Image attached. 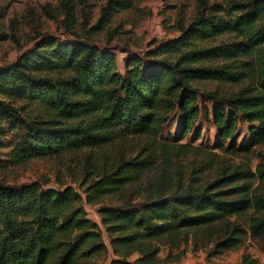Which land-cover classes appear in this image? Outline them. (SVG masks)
<instances>
[{
  "label": "trees",
  "instance_id": "1",
  "mask_svg": "<svg viewBox=\"0 0 264 264\" xmlns=\"http://www.w3.org/2000/svg\"><path fill=\"white\" fill-rule=\"evenodd\" d=\"M129 2L107 0L103 17ZM179 29L144 56L127 55L123 72L110 48L50 35L0 66V168L114 141L148 140L83 182L80 191L36 180L0 182V264H102L109 251V264H174L182 252L172 249L198 230L215 236L210 255L238 250L248 239H258L264 252V154L258 149L264 145V0L226 6L200 0L197 15ZM225 34L233 39L216 42ZM204 82L236 89L201 91ZM199 97L213 103L203 112L220 140L216 148L240 162L171 136L160 140L174 117L177 141L192 132ZM239 120L248 123L249 142L226 146ZM172 156H191L194 165L186 177L177 171V189L137 202L101 203ZM82 193L86 203L99 205L110 250L100 224L87 216ZM161 238L169 245L164 258H158ZM133 252L138 255L129 259ZM240 264L257 259L243 251Z\"/></svg>",
  "mask_w": 264,
  "mask_h": 264
},
{
  "label": "rangeland",
  "instance_id": "2",
  "mask_svg": "<svg viewBox=\"0 0 264 264\" xmlns=\"http://www.w3.org/2000/svg\"><path fill=\"white\" fill-rule=\"evenodd\" d=\"M130 6L120 9L105 18L102 8L107 0H0V66L7 65L21 52L33 46L39 38L50 35L59 40L87 39L100 47L110 48L116 57L117 70L124 71V59L129 54L144 56L158 43L180 34V26H187L197 15L200 0H129ZM208 5L219 3L224 6L233 0H203ZM103 18V19H102ZM100 19H102L100 21ZM232 36H219L216 42L231 41ZM201 91H217L226 94L236 89L219 83H201ZM199 97L200 116L195 128L186 137L177 141L178 118L170 119L163 127L160 140L174 137V142L190 143L204 150L211 149L220 154L216 148L220 142L216 135L211 116H205L204 107L209 109L212 102ZM176 137V138H175ZM147 138H131L114 141L103 147L64 152L46 158H34L28 162L0 168V182L22 184L39 181L44 187L62 189L72 186L80 191L83 182L87 184L97 178L99 172L108 169L119 155H133ZM249 142L248 123L239 120L237 130L224 144L235 143L244 147ZM260 149L264 154V145ZM4 152V151H3ZM226 159L240 162L241 158L224 155ZM249 156L251 154L249 153ZM257 159H253L252 164ZM192 157L176 158L168 162L157 161L155 166L143 172L140 178L127 184L118 193L102 198L104 205H118L129 200L137 202L158 190L171 192L177 189L176 173L184 170L186 177L193 167ZM186 182V180H185ZM83 196V205L87 216L100 224L104 242L109 245L108 236L100 223L97 212L99 205L88 204ZM193 231L188 234V241L172 252H182L176 264H240L241 253L246 251L256 257L257 264H264V252L260 250L258 239H248L244 247L220 255H210L211 242L215 238L207 230ZM165 238H161L158 258H164L169 250ZM138 252H133V259ZM113 255L109 251L99 260L109 264Z\"/></svg>",
  "mask_w": 264,
  "mask_h": 264
},
{
  "label": "crops",
  "instance_id": "3",
  "mask_svg": "<svg viewBox=\"0 0 264 264\" xmlns=\"http://www.w3.org/2000/svg\"><path fill=\"white\" fill-rule=\"evenodd\" d=\"M174 264H176V263H174Z\"/></svg>",
  "mask_w": 264,
  "mask_h": 264
}]
</instances>
